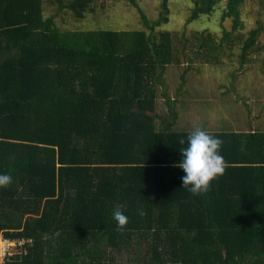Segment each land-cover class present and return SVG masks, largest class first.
<instances>
[{
    "label": "trees",
    "instance_id": "1",
    "mask_svg": "<svg viewBox=\"0 0 264 264\" xmlns=\"http://www.w3.org/2000/svg\"><path fill=\"white\" fill-rule=\"evenodd\" d=\"M52 1L81 17L88 7ZM222 1L193 0L189 21ZM243 2L227 0L220 46L242 41ZM45 3L0 0V172L13 176L0 187V237L32 240L6 264H264V131H208L225 170L193 194L175 166L191 131L172 129L176 112L158 126L157 86L181 63L172 32L156 31L168 0L132 31L62 30ZM197 40L216 48L212 35Z\"/></svg>",
    "mask_w": 264,
    "mask_h": 264
},
{
    "label": "rangeland",
    "instance_id": "2",
    "mask_svg": "<svg viewBox=\"0 0 264 264\" xmlns=\"http://www.w3.org/2000/svg\"><path fill=\"white\" fill-rule=\"evenodd\" d=\"M72 1L65 0L64 3ZM86 2L88 7L81 17L69 8L61 9L52 0H46L45 15L52 16L62 30L132 31L145 28L143 15L151 21L158 20L162 4V0ZM168 4L169 20L156 31L172 32L181 63L169 65L163 84L157 86L158 126H166L176 112L173 130L194 131L200 127L206 131L250 128L264 131V34L252 50L242 56L243 43L249 32L258 26V22H264L261 0H244L241 5L242 28L234 35L242 41L234 46L219 44L223 31H231L233 27L232 19L222 20L227 0H223L211 15L192 21L189 19L193 0H168ZM201 33L205 38L212 35L216 48L202 47L197 40ZM187 55L193 56V62ZM20 251L16 247L14 253Z\"/></svg>",
    "mask_w": 264,
    "mask_h": 264
},
{
    "label": "clouds",
    "instance_id": "3",
    "mask_svg": "<svg viewBox=\"0 0 264 264\" xmlns=\"http://www.w3.org/2000/svg\"><path fill=\"white\" fill-rule=\"evenodd\" d=\"M180 143L185 144L181 138ZM222 139L213 135L203 128H196L187 135L186 146L179 151L182 158L176 162L185 173L181 179L184 187L190 186L193 194H202L209 191L211 182L225 170L224 157L221 154ZM13 181V176L8 172H0V187H6ZM138 213L144 215L143 209H137ZM117 222L118 229H123L128 216L117 205L112 213Z\"/></svg>",
    "mask_w": 264,
    "mask_h": 264
},
{
    "label": "built area",
    "instance_id": "4",
    "mask_svg": "<svg viewBox=\"0 0 264 264\" xmlns=\"http://www.w3.org/2000/svg\"><path fill=\"white\" fill-rule=\"evenodd\" d=\"M32 242L31 239H14L11 240L7 237H0V264H6L7 260L11 258L15 253V248L19 247L20 250L25 246L26 243Z\"/></svg>",
    "mask_w": 264,
    "mask_h": 264
},
{
    "label": "crops",
    "instance_id": "5",
    "mask_svg": "<svg viewBox=\"0 0 264 264\" xmlns=\"http://www.w3.org/2000/svg\"><path fill=\"white\" fill-rule=\"evenodd\" d=\"M239 130H240V129H238V130L236 129L235 131H239ZM245 130L247 131V130H249V129H245Z\"/></svg>",
    "mask_w": 264,
    "mask_h": 264
}]
</instances>
